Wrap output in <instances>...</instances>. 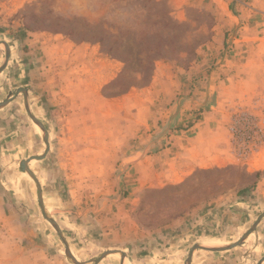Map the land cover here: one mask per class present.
<instances>
[{
	"label": "rangeland",
	"instance_id": "1",
	"mask_svg": "<svg viewBox=\"0 0 264 264\" xmlns=\"http://www.w3.org/2000/svg\"><path fill=\"white\" fill-rule=\"evenodd\" d=\"M3 43L0 224L51 236L69 264L46 217L81 264H185L264 213V0H0V67ZM200 131L208 165L137 185L132 165ZM192 259L264 264V217Z\"/></svg>",
	"mask_w": 264,
	"mask_h": 264
},
{
	"label": "crops",
	"instance_id": "2",
	"mask_svg": "<svg viewBox=\"0 0 264 264\" xmlns=\"http://www.w3.org/2000/svg\"><path fill=\"white\" fill-rule=\"evenodd\" d=\"M206 122H200L194 128L201 127L202 130L207 126ZM199 133L187 138L186 146L176 145L175 142L169 148L152 156H145L132 165L130 171L136 174L134 181L137 185L152 188L167 183L176 184L175 182L180 181L196 169L208 165V161L212 159H208L209 157L200 152L198 146L201 147L200 144L204 143V136L202 131ZM193 140H197V143ZM39 234L23 229L20 222L2 219L0 224V264H69L61 254L57 241L51 239L49 235L43 238ZM70 250L74 256L72 248ZM124 264L130 263L125 260ZM191 264L215 263L214 259L206 263H196L192 259Z\"/></svg>",
	"mask_w": 264,
	"mask_h": 264
},
{
	"label": "water",
	"instance_id": "3",
	"mask_svg": "<svg viewBox=\"0 0 264 264\" xmlns=\"http://www.w3.org/2000/svg\"><path fill=\"white\" fill-rule=\"evenodd\" d=\"M3 44H4V45L6 46V48H7V54H6V57H5V63L0 67V71L3 70V69L6 67V65H7V63H8L9 56H10V51H9V47H8V45H7L6 43H3ZM15 92H16L17 94H20V93H21V94H23L24 96H25V94H26V92L24 91V89H21V88L16 89ZM10 95H11V92H8L7 97L4 99L3 103H1V105H0L1 108H3V107L8 103ZM23 105H24L26 111L30 114L31 118L35 121V123L40 127V129H41V130L43 131V133H44V142H45V144H46V148H45V151H44V156H45L46 153L48 152V149H49V146H48V139H47L48 134H47V132H46L44 126L42 125V123H40V121H38L34 116H32V114H31V112H30V109H29V107H28V104H27V102H26L25 97H24V103H23ZM32 159H34V157H30V158L27 159L25 162H23V165H22L23 167H22V169H24V170L30 175V177L34 180V182H35V184H36V187L39 188V183H38V181L36 180V178L34 177L32 171H31L30 168H29V163L31 162ZM38 200H39L40 207H41L43 213L46 215L45 210H44V207H43V205H42V200H41V194H40V192H38ZM262 217H264V213H263V214L260 216V218H259V219L253 224V226H252V227H251L246 233H244V234L242 235L241 239H240L238 242H236V243H234V244H232V245H230V246H227V247H220V248H216V247H202V246L194 247V248L191 250V252L189 253L188 258H187L185 264H190V261H191V258H192V254H193V252H194L196 249H197V250H201V251H205V252H212V253H214V252H223V251L231 250V249H233V248H235V247H237V246H239V245H242V244L244 243V241L249 237V235L255 231L256 226L258 225V223H259V221L261 220ZM46 219H47V220L49 221V223L55 228V230L57 231V233H58L59 236L61 237V239H62V241H63V243H64V246H65V255H66L67 259H69V261H71V264H81V263H79L75 258H73L72 255L70 254V250H69V248H68V246H67V244H66V241H65V239H64V237H63V235H62V232H61V230H60V227L57 225V223H56L54 220H52V219H48L47 217H46ZM118 252H119V251H118ZM120 254H121L122 257H123V253H120ZM105 255H106V254L101 255V256L95 261V263H98V262H99V261L105 256Z\"/></svg>",
	"mask_w": 264,
	"mask_h": 264
},
{
	"label": "trees",
	"instance_id": "4",
	"mask_svg": "<svg viewBox=\"0 0 264 264\" xmlns=\"http://www.w3.org/2000/svg\"><path fill=\"white\" fill-rule=\"evenodd\" d=\"M72 31L70 33H68L69 35H73V36H76V37H79V40H86V41H95L97 44H99L101 46L102 49L104 48H107L105 49L106 51V54L108 56H111V57H119L122 58L120 59V61H122L123 64H127V59L125 58L124 56V53L122 54L120 52V49L118 46H115V47H112V46H108V47H105V36L102 35V33H98V32H93V31H80V30H73L71 29ZM140 51H143L142 49ZM146 58L148 59L149 56H146ZM139 66L141 68V70L145 73V65H143L141 62L139 63Z\"/></svg>",
	"mask_w": 264,
	"mask_h": 264
},
{
	"label": "bare ground",
	"instance_id": "5",
	"mask_svg": "<svg viewBox=\"0 0 264 264\" xmlns=\"http://www.w3.org/2000/svg\"><path fill=\"white\" fill-rule=\"evenodd\" d=\"M12 97H14V96H12ZM36 124V123H35ZM37 125V124H36ZM38 126V125H37ZM39 127V126H38ZM40 129V128H39ZM41 130V129H40ZM36 158H38V157H36ZM36 158H34V159H36ZM33 161H35V160H33ZM207 247V246H206ZM212 247V246H211ZM70 254H71V252H70ZM72 255V254H71ZM72 257L74 258V256L72 255ZM124 258V257H123ZM125 259V258H124Z\"/></svg>",
	"mask_w": 264,
	"mask_h": 264
}]
</instances>
